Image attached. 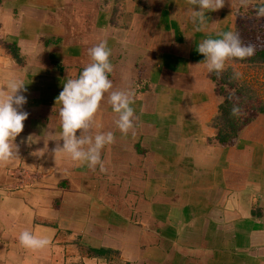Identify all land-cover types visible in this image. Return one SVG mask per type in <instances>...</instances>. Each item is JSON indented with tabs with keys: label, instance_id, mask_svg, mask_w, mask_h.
I'll use <instances>...</instances> for the list:
<instances>
[{
	"label": "crops",
	"instance_id": "0c3cea01",
	"mask_svg": "<svg viewBox=\"0 0 264 264\" xmlns=\"http://www.w3.org/2000/svg\"><path fill=\"white\" fill-rule=\"evenodd\" d=\"M261 2L225 0L197 31L187 0H0V87L21 79L29 113L18 157L0 165V264H264V64L254 74L225 61L260 106L224 144L236 120L197 50ZM102 40L113 88L92 133L114 134L104 172L53 152L56 97ZM115 90L133 101L127 134L108 103ZM25 229L50 244L22 247Z\"/></svg>",
	"mask_w": 264,
	"mask_h": 264
},
{
	"label": "clouds",
	"instance_id": "9594fccd",
	"mask_svg": "<svg viewBox=\"0 0 264 264\" xmlns=\"http://www.w3.org/2000/svg\"><path fill=\"white\" fill-rule=\"evenodd\" d=\"M187 3L192 6L188 9L190 19L196 25V30L201 31L206 24V10L222 8L225 0H187ZM240 3L247 6L248 0H240ZM194 6H198L199 10ZM256 14L264 17V4L257 6ZM218 36L220 38H206L198 44V52L205 57L201 63L206 65L209 72L219 75L229 58L243 60L255 53V46L244 44L238 33L227 31L218 33ZM87 53L90 62L76 78L66 79L63 90L56 97V104L60 105L59 140H63V145L57 144L53 152L55 157L57 154H64L71 161L86 164L92 169L99 165L100 171L104 172L106 169L101 160V152L106 145L114 143V134L108 131L93 135L92 128L101 100L113 88L108 76L113 71L109 59L111 49L102 40L88 48ZM22 92H27L25 83L14 74H10L4 87H0V165L18 157V145L14 141L23 131L24 121L29 116L28 112L22 110L27 103ZM108 103L113 112L118 114L114 121L116 127L121 133L127 134L134 127V109L130 106L133 103L130 94L123 90L111 91ZM240 111L234 105L231 115L238 116ZM18 239L22 247L31 250L43 249L50 244L47 237H39L27 229L20 232Z\"/></svg>",
	"mask_w": 264,
	"mask_h": 264
},
{
	"label": "rangeland",
	"instance_id": "374dc122",
	"mask_svg": "<svg viewBox=\"0 0 264 264\" xmlns=\"http://www.w3.org/2000/svg\"><path fill=\"white\" fill-rule=\"evenodd\" d=\"M261 4H264V2L259 3V5ZM256 8L250 14H243V16L245 17H241L245 21V25L249 29H253V30L258 29L262 21L264 20V17H259L256 14ZM237 31H238V26H237V30L235 33H237ZM228 60H232V62H236L235 64L239 62L242 63L243 65L254 64V67H253L254 74L258 72L256 69L258 66L260 67L259 64H264L261 62H255V63L254 62L250 63L247 61L242 62V61L236 60L235 58H229ZM243 65H239V67L241 68ZM230 68L231 67H228V66L225 67V69L219 75L215 76L216 78L215 83L217 84L220 91H222L223 94L228 98L229 106L233 107L234 105H236L241 110L238 116H234L236 120L235 125L237 126L238 128L237 131H238L240 126L242 124L244 125L246 121H248L251 118V116L255 114L253 112L256 110L258 111L260 105L258 106L259 103L256 101V98H254L255 95L247 96L245 94L246 92H242L243 90H240V88L242 89L243 87L241 85L242 80L239 78L233 77L234 76L233 73L228 72V69ZM243 70H246V69H243Z\"/></svg>",
	"mask_w": 264,
	"mask_h": 264
},
{
	"label": "trees",
	"instance_id": "16d2710c",
	"mask_svg": "<svg viewBox=\"0 0 264 264\" xmlns=\"http://www.w3.org/2000/svg\"><path fill=\"white\" fill-rule=\"evenodd\" d=\"M237 33L240 35V38L244 44H252L255 46V53L253 56L249 58H245L243 60L235 58L238 61L242 62H261L264 63V20L262 21L261 25L259 26L258 29L253 30L249 29L245 25V21L240 18L238 20V31ZM223 108V107H222ZM231 109L232 107L228 105L227 108H225V112L227 115H229L231 118L234 120V116L231 115ZM260 111H264V108H260ZM229 127L232 128L231 134H226L225 136H220V141L224 144L229 143L231 138L235 137L237 134V126L234 125L233 123L230 122L228 125Z\"/></svg>",
	"mask_w": 264,
	"mask_h": 264
}]
</instances>
